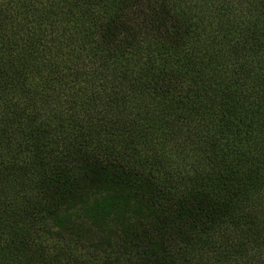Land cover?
<instances>
[{
  "label": "trees",
  "instance_id": "1",
  "mask_svg": "<svg viewBox=\"0 0 264 264\" xmlns=\"http://www.w3.org/2000/svg\"><path fill=\"white\" fill-rule=\"evenodd\" d=\"M0 264H264V0H0Z\"/></svg>",
  "mask_w": 264,
  "mask_h": 264
}]
</instances>
